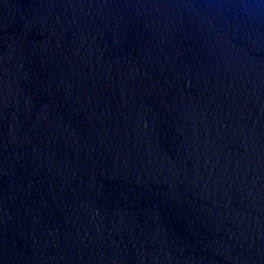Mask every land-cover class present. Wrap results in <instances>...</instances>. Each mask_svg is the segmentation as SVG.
<instances>
[{
  "label": "water",
  "instance_id": "1",
  "mask_svg": "<svg viewBox=\"0 0 264 264\" xmlns=\"http://www.w3.org/2000/svg\"><path fill=\"white\" fill-rule=\"evenodd\" d=\"M0 264H264V0H0Z\"/></svg>",
  "mask_w": 264,
  "mask_h": 264
}]
</instances>
